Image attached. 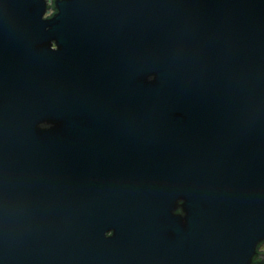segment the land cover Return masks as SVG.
Segmentation results:
<instances>
[{
	"label": "water",
	"instance_id": "95a60500",
	"mask_svg": "<svg viewBox=\"0 0 264 264\" xmlns=\"http://www.w3.org/2000/svg\"><path fill=\"white\" fill-rule=\"evenodd\" d=\"M51 8L0 0V264H264V0Z\"/></svg>",
	"mask_w": 264,
	"mask_h": 264
},
{
	"label": "flooded vegetation",
	"instance_id": "af4514ba",
	"mask_svg": "<svg viewBox=\"0 0 264 264\" xmlns=\"http://www.w3.org/2000/svg\"><path fill=\"white\" fill-rule=\"evenodd\" d=\"M48 1V4H49V7H50V14L48 16H50L54 11L52 10L51 8V5H52V2L53 0H47ZM260 252L264 253V243L262 244V246L260 247ZM258 259V258H257Z\"/></svg>",
	"mask_w": 264,
	"mask_h": 264
},
{
	"label": "rangeland",
	"instance_id": "374dc122",
	"mask_svg": "<svg viewBox=\"0 0 264 264\" xmlns=\"http://www.w3.org/2000/svg\"><path fill=\"white\" fill-rule=\"evenodd\" d=\"M49 14H50V11H48V12L46 13V16L49 15Z\"/></svg>",
	"mask_w": 264,
	"mask_h": 264
},
{
	"label": "trees",
	"instance_id": "16d2710c",
	"mask_svg": "<svg viewBox=\"0 0 264 264\" xmlns=\"http://www.w3.org/2000/svg\"><path fill=\"white\" fill-rule=\"evenodd\" d=\"M49 9H50V7H49ZM261 246H262V245H261ZM261 246H260V247H261ZM259 251H260V249H259Z\"/></svg>",
	"mask_w": 264,
	"mask_h": 264
}]
</instances>
